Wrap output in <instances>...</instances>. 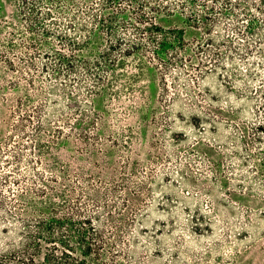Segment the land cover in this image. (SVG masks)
Here are the masks:
<instances>
[{
  "label": "trees",
  "instance_id": "16d2710c",
  "mask_svg": "<svg viewBox=\"0 0 264 264\" xmlns=\"http://www.w3.org/2000/svg\"><path fill=\"white\" fill-rule=\"evenodd\" d=\"M174 16L192 41L158 23ZM128 60L158 86L140 159L134 135L106 134L99 106L119 99L116 71ZM0 100V264H168L158 243L166 223L142 225L150 207L167 213L169 231L179 207L190 235L222 231L218 248L229 228L216 215L232 196L264 200V0H0ZM174 120L197 137L172 132ZM69 140L80 144L69 159L97 158L95 169L114 147L126 154L117 150L114 176L102 178L60 158Z\"/></svg>",
  "mask_w": 264,
  "mask_h": 264
},
{
  "label": "rangeland",
  "instance_id": "374dc122",
  "mask_svg": "<svg viewBox=\"0 0 264 264\" xmlns=\"http://www.w3.org/2000/svg\"><path fill=\"white\" fill-rule=\"evenodd\" d=\"M158 23L166 28L177 27L184 29V39L189 42L192 41L195 35L192 30L185 27L182 18L179 16L162 17ZM94 51L95 47L85 53ZM116 74L122 78L118 81L119 83H116L117 87H113L114 91H119V99L112 96L109 100L105 98L104 102H99V106H104V110H106V125L108 128L106 134L111 131L113 137L119 143L129 140L130 134L134 135L135 139H132L130 146L132 150H140V152H138L139 155L132 154L131 158L140 159L139 156L142 151L149 149L148 142L151 140L152 133L156 130L150 123V110H159V105L156 102L158 94L157 79L149 71L139 74L134 67L133 60H128L123 68L117 69ZM200 84L202 88L207 87L210 90H216L215 82L211 79H204ZM6 97L8 99L7 103L10 105L13 95L6 93ZM177 108L175 106V109ZM6 112L0 100V117H3ZM145 122H148L149 125L144 126L143 123ZM171 131L185 134L191 141L197 137L188 124L177 120H174ZM166 145V150L171 148L168 142ZM78 146H80L79 143L69 140L68 143L61 146L59 151L60 158L70 162L72 167L99 173L102 178L114 176L113 167L116 166L118 161L116 151L126 154L119 146L114 147L115 153L108 157L110 165L104 166L103 169H95L91 162L97 161V158H91L89 162L69 159L70 155H78L76 152ZM195 147L215 157L211 149L201 143H198ZM168 167L174 169V163L172 161L169 162ZM155 192L158 194L157 189ZM204 202L203 197L197 200L200 206H204ZM195 203L196 201H189L188 205L193 206ZM231 203L228 209L222 208L220 214L216 215L217 227L221 228L226 224L229 228L228 241H224L218 248H211L214 243L212 240L216 236H221L222 231H217L216 235L212 237L190 235L189 232L182 229L181 224L184 215L180 207L174 215L173 231H169L170 227L167 225L169 216L167 213L154 205L145 214L142 225L146 229H152L162 227L161 223H166L158 243L163 255L162 261H166L168 264H190L191 256L204 252L207 247L210 248V255L201 264H264V200L243 194H235L232 196ZM159 230L161 231L160 228ZM180 236L183 237V242L181 243L177 240ZM154 247H156V244L152 243L149 250L153 251ZM172 257H174V262ZM157 262L159 260L155 264Z\"/></svg>",
  "mask_w": 264,
  "mask_h": 264
}]
</instances>
